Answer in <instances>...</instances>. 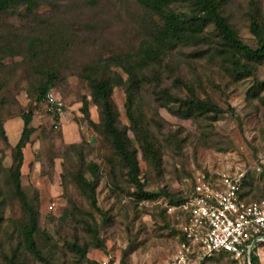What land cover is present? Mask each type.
<instances>
[{
  "label": "rangeland",
  "instance_id": "obj_1",
  "mask_svg": "<svg viewBox=\"0 0 264 264\" xmlns=\"http://www.w3.org/2000/svg\"><path fill=\"white\" fill-rule=\"evenodd\" d=\"M171 9L186 8L175 3ZM255 9L264 29V0H226L222 6L253 46ZM161 27L162 18L138 0H36L33 8L19 5L0 13V264H45L25 248L27 213L11 179L29 112L34 131L23 149L22 188L38 212L37 243L52 264H104L108 257L110 264L171 261L185 220L183 194L199 172L243 174L247 198L264 199V63L248 62L252 75L236 80L232 54L222 45L206 41L159 49L154 35ZM147 42L160 51L159 59L144 55ZM128 55L138 76L134 111L149 131L159 167L150 154L147 158L143 137L128 116L129 74L119 63ZM95 65L99 68L91 69ZM101 78L123 81L111 93L117 123L127 132L144 188L157 193L154 198L140 197L104 129L90 83ZM177 79L220 113L184 117L178 105L158 99L163 89L182 99L192 96ZM47 81L65 104L61 115L38 98ZM79 174L97 181L99 210L82 193ZM68 243L86 248V257ZM257 254L264 264V246ZM206 264L249 263L219 253Z\"/></svg>",
  "mask_w": 264,
  "mask_h": 264
},
{
  "label": "trees",
  "instance_id": "obj_2",
  "mask_svg": "<svg viewBox=\"0 0 264 264\" xmlns=\"http://www.w3.org/2000/svg\"><path fill=\"white\" fill-rule=\"evenodd\" d=\"M147 9L154 11L162 18V27L154 35L156 46L170 47L174 49L179 45H194L200 42H215L217 46H223L225 54H232V74L236 80L243 79L252 75V67L248 62L264 63V29L261 24L258 13L255 9V13L251 14L250 31L255 37L256 45H250L246 43L239 35L236 28L229 22L228 18L222 12V6L226 0H138ZM36 0H0V13L6 12L11 8L19 5H27L28 9L33 8ZM175 3H182L185 6V10L176 11L171 9V6ZM256 7V3H255ZM213 29V33L212 30ZM142 51L148 59H159L160 51L154 47V43L147 42L142 46ZM225 55V56H227ZM224 56V57H225ZM133 55H128L126 61L119 62L129 74V86H128V100H127V112L128 116L133 123V126L143 137V147L147 158L151 155L152 161L155 166H160V159L158 152L151 140L149 131L144 128L143 122L140 117L135 113L134 109V97L133 88L135 87L138 76L132 64ZM99 66H91V69H97ZM177 83L185 86V88L192 94L188 99H182L178 96L171 94L168 89H163L157 93V98L163 100L166 103L178 105V114L184 117H191L194 115L205 114H219L221 109L214 103L203 100L193 94V91L184 81L177 79ZM92 94L94 100L99 104L102 114V124L105 131L109 134L112 146L116 153L122 159L124 165L128 169V176L130 181L136 186L140 193L141 198H154L157 193L146 191L144 183L140 178V170L138 160L131 149V143L128 138L127 132L122 130L117 123V112L111 99V93L113 87L120 85L123 81L112 82L108 78L91 79ZM53 84L51 81H47L39 88V99H44L50 92ZM260 90L264 89V82L261 83ZM54 93V92H53ZM259 91H254V95H258ZM83 111L88 113V101H84ZM33 113L29 112L23 116L24 128L22 135L15 146L16 159L14 165L11 167V179L15 190V195L20 200L23 209L27 213V223L22 229V239L26 250L33 255L36 259L44 262L45 264H52L44 256L40 249L37 240L36 232L38 231L39 218L38 212L33 206L26 193L22 188L21 181V168L24 162L23 149L30 140V137L34 131L31 125ZM6 139V138H5ZM7 141V140H6ZM150 158V157H149ZM90 169L93 173H96L98 166L91 163ZM210 176V175H209ZM217 177V176H216ZM78 185L82 190V193L88 198L91 206L99 210L98 198H97V181L87 179L83 174L77 176ZM245 185V176L242 178L241 189L239 197L246 202L260 200L249 199L247 193L243 188ZM251 192V191H250ZM185 197L183 194L184 202ZM95 238L97 234H95ZM183 239L182 230L180 240ZM98 240V239H97ZM76 252L82 257H86V248L78 245L77 243H68ZM264 246L261 243L259 247H256L251 256L252 264H261L257 250ZM215 256V255H214ZM213 256L207 259L210 260ZM10 264H17L15 261H10Z\"/></svg>",
  "mask_w": 264,
  "mask_h": 264
},
{
  "label": "built area",
  "instance_id": "obj_3",
  "mask_svg": "<svg viewBox=\"0 0 264 264\" xmlns=\"http://www.w3.org/2000/svg\"><path fill=\"white\" fill-rule=\"evenodd\" d=\"M44 101L54 115L63 113L65 104L55 93H48ZM242 178L243 174L212 177L204 172L195 176L180 205L185 213L183 239L165 264H206L219 253L251 264V252L264 243V199L241 200ZM111 261L108 257L103 263Z\"/></svg>",
  "mask_w": 264,
  "mask_h": 264
},
{
  "label": "water",
  "instance_id": "obj_4",
  "mask_svg": "<svg viewBox=\"0 0 264 264\" xmlns=\"http://www.w3.org/2000/svg\"><path fill=\"white\" fill-rule=\"evenodd\" d=\"M251 256H252V252H251V254H250V259H251ZM252 264V263H251Z\"/></svg>",
  "mask_w": 264,
  "mask_h": 264
}]
</instances>
